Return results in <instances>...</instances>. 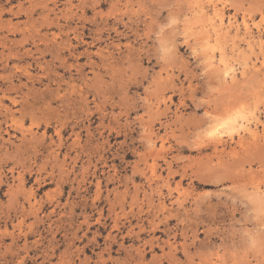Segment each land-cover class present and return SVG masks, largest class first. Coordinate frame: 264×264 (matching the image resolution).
<instances>
[{
  "label": "rangeland",
  "instance_id": "rangeland-1",
  "mask_svg": "<svg viewBox=\"0 0 264 264\" xmlns=\"http://www.w3.org/2000/svg\"><path fill=\"white\" fill-rule=\"evenodd\" d=\"M0 264H264V0H0Z\"/></svg>",
  "mask_w": 264,
  "mask_h": 264
},
{
  "label": "bare ground",
  "instance_id": "bare-ground-1",
  "mask_svg": "<svg viewBox=\"0 0 264 264\" xmlns=\"http://www.w3.org/2000/svg\"><path fill=\"white\" fill-rule=\"evenodd\" d=\"M224 21V20H223ZM216 24V23H215ZM228 27V26H227ZM230 27V26H229ZM221 29V28H220ZM229 29V28H228ZM222 32V31H221ZM220 32V33H221ZM221 36V35H220ZM218 38V37H217ZM208 42H211V40H210V38H208ZM222 60V65H223V67H224V76H225V78H231V79H233L235 76H234V69H233V67H232V65L231 64H229L228 62H227V60L226 59H221ZM247 120H248V118H247ZM234 121V120H233ZM244 123V122H243ZM248 123V122H247ZM226 125V124H225ZM236 126V125H235ZM246 126V125H245ZM249 127V126H248ZM247 127V128H248ZM258 129V128H257ZM222 134H225V133H222ZM258 134V133H257ZM254 135V134H253ZM259 135V134H258ZM255 137V136H254ZM257 141L259 140V139H256Z\"/></svg>",
  "mask_w": 264,
  "mask_h": 264
}]
</instances>
